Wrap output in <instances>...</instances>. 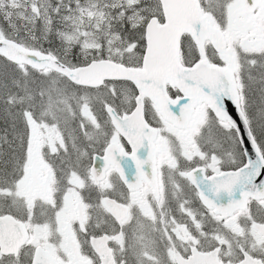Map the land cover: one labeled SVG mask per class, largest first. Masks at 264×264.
I'll list each match as a JSON object with an SVG mask.
<instances>
[{
  "label": "snow or ice",
  "instance_id": "obj_1",
  "mask_svg": "<svg viewBox=\"0 0 264 264\" xmlns=\"http://www.w3.org/2000/svg\"><path fill=\"white\" fill-rule=\"evenodd\" d=\"M0 264H264V0H0Z\"/></svg>",
  "mask_w": 264,
  "mask_h": 264
}]
</instances>
